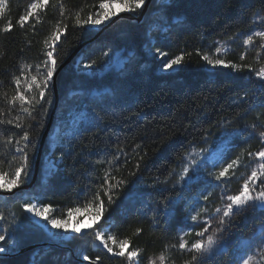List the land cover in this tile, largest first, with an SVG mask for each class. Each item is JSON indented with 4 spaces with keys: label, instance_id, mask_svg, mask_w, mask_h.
<instances>
[{
    "label": "trees",
    "instance_id": "1",
    "mask_svg": "<svg viewBox=\"0 0 264 264\" xmlns=\"http://www.w3.org/2000/svg\"><path fill=\"white\" fill-rule=\"evenodd\" d=\"M32 2L7 0L0 15V160L5 171H10L9 161L11 169L20 162L15 141L24 130L31 141L29 168L19 186L23 189L0 194V234L6 237L0 245L10 254L0 257V264H88L84 261L93 263L97 256L101 259L96 264H126L123 257L96 246L95 229L128 238V250L139 249L141 263L163 252L167 261L186 264L192 253L172 245H178L192 207L203 203L208 211L203 212L201 227L215 231L220 219L215 210L223 208L227 195L240 190L257 167L255 154L264 148V82L255 79L250 62L231 57L233 63L252 67L209 70L203 56L213 54L217 40L250 32L253 14L264 16V0H146L141 9L128 12L132 19L119 17L96 30L75 25V14L86 19L99 11L101 0H59L63 15L57 0H49L37 12L39 22L31 17L21 28L17 21ZM9 21L12 30L2 31ZM60 21L67 29L56 42V70L74 56L56 73L55 87L52 78L45 99L28 117L19 102L10 103L17 87L13 78L20 77L22 89L26 78L43 79L51 35ZM114 56L122 60L119 66H110ZM176 56L183 57L177 70L162 73L164 62ZM56 126L57 140L50 145ZM8 139L11 144L5 143ZM219 151L220 158L240 159L217 180L209 161ZM45 159L53 167L46 166ZM185 166L191 180L185 177L177 183ZM106 174L111 177L107 182ZM119 181L123 183L109 192V204L105 189ZM97 194L107 210L92 229L61 242L64 248L46 244L27 250L58 242L23 205H50L52 216L65 219L69 209H83ZM169 198L171 203H166ZM215 219L217 224L212 223ZM209 220L210 226L205 223ZM261 221L262 212L255 208L225 218L220 227L230 235L217 240L198 264H234L236 248L229 241L251 236ZM137 228L142 229L139 234Z\"/></svg>",
    "mask_w": 264,
    "mask_h": 264
},
{
    "label": "snow or ice",
    "instance_id": "2",
    "mask_svg": "<svg viewBox=\"0 0 264 264\" xmlns=\"http://www.w3.org/2000/svg\"><path fill=\"white\" fill-rule=\"evenodd\" d=\"M60 12L61 15L64 14V5L59 2ZM7 0H0V15H3L4 9L6 6ZM146 3V0H101L99 3V11L95 12L94 14L90 13L86 19H81L80 12L75 14V25H91L97 26L102 24L103 22L111 19L112 17L118 15L119 12H134L141 9ZM49 4V0H33L32 3L29 4L25 14L19 17L17 23L21 28H24L28 22L29 18L35 17L36 22H39V17L37 16L38 10L46 7ZM117 5L119 6L117 8ZM259 15L258 13L253 14V19ZM264 19V17H261ZM34 26V25H33ZM13 28L12 23L9 21L3 28L2 31L10 32ZM67 25L63 24L62 21L58 22L56 25V30L51 35V43L49 44V48L51 49L46 53L48 60L45 63V71L43 73V79H38V76L33 75L29 78L25 79L24 87L21 88V80L19 76L14 77V83L17 85L13 96L11 97L10 103L15 105L16 102H19L21 110L27 114L28 117L32 116L33 110H35L36 106L40 104V102L45 99V89L48 87L49 82L53 78V74L56 71L57 67V59L53 57V54L56 52V42L60 40L61 35L66 31ZM255 37L260 38L261 41H264V31H258L253 34ZM253 35H248L244 40V45H252L253 44ZM45 43H48L46 40ZM261 48H264V43L260 44ZM220 49H217L219 52ZM157 52L164 56L165 53L160 52L157 49ZM107 55V53H105ZM203 59L207 61L209 65L213 66H223L227 68H231L236 71H242L244 68H251V65L246 64H237L231 61H225L220 58L212 59L208 55H204ZM241 60L245 59V55L242 54L240 57ZM183 60L182 56H176L172 59L167 60L163 67L165 69H170L173 66H179ZM50 62V63H49ZM24 68H28L31 66H23ZM23 72V68H22ZM37 72H39V68L37 66ZM255 74L258 79L264 82V66L255 70ZM264 87V83L261 85ZM25 93H29V95H25ZM27 105V107H25ZM16 127L20 128L21 123H19V117H17ZM7 123H12L11 120L7 121ZM28 127H31L29 125ZM260 138L264 141V131L260 133ZM23 142V143H22ZM30 134L27 130L23 131V134L20 140H16L15 143L17 145V151L21 153L20 162L14 169H11V161H9L10 171H5L2 167L4 161L0 160V189L11 192L13 189L18 188L23 182L24 177L27 175V170L29 168V156L27 154L28 144L30 143ZM7 144H11L12 140L8 139L5 141ZM139 147V146H137ZM248 155H252V153H248ZM258 158L257 167L252 169L249 176L244 179V182L240 188V190L236 194L227 195L226 203L224 204L223 208H217L215 211L217 214H220V219L218 221V225L212 235H208L207 239L205 240L203 237L209 231L208 227H204L201 231L196 232L195 235L200 237L199 239H195L191 242L189 246V242L184 238L188 236L189 233L185 232L183 236L179 238L178 245H172V247H178L180 250H187L192 253L191 259L186 261V264H193V262L200 261L201 257L205 253H207L212 246L216 243L215 233L221 232L223 229L220 225L225 223V218H229L235 215L239 211H244L245 209L251 208H260L264 210V148L259 150L255 154ZM15 157H13V160ZM239 157L236 160H233L231 163H228L226 167H223L218 173L215 174L216 179L219 180L222 177H225L226 174L229 172L230 169L233 168L239 161ZM185 177L189 176V167L185 166L180 176L177 180V183L183 181ZM107 174L105 176V182L110 179ZM259 180V186L256 185V181ZM123 183V181L117 182L116 185H108V188L105 189L104 194L108 197V203L111 204L113 202L112 196L109 194L111 188L118 187L119 184ZM210 195V194H209ZM208 196H204V200H208ZM166 203H171V198H169ZM23 208L26 212L31 213L34 217H40L43 220H46L53 228L57 229H65L68 230L70 221L74 214H79L81 211L84 213L94 216L95 221H99L103 213L107 210L104 201L100 198L99 194H97L93 198V202L90 204H86L83 209L76 207L71 208L67 211V217L65 219H60L55 216H52L54 209L50 205L46 206H39L36 204H25ZM206 208L200 209L196 215L191 216V220L197 221L198 217L200 216L201 212H207ZM0 219H3V214H0ZM79 223V221H77ZM206 224L210 226L211 220L206 221ZM86 227L91 228L92 225H87ZM71 231L79 232L81 231L79 228H72ZM142 229L137 228L136 234H139ZM93 238L95 241H99L105 249L109 253H112L115 256L123 257L130 264H134L135 260L139 256V249L127 250L126 245L130 244V240L128 238L118 239L116 236L111 234H106L103 229H95L92 233ZM6 237L3 234H0V242L5 241ZM114 247L118 250L114 251ZM6 251L5 247L0 245V252ZM87 259V256H85ZM101 258L99 256L96 257V261H99ZM166 255L162 252L155 260H152L150 264H166L167 261ZM250 259H244L242 264H250ZM96 261L93 264H96ZM264 264V262H262Z\"/></svg>",
    "mask_w": 264,
    "mask_h": 264
},
{
    "label": "rangeland",
    "instance_id": "3",
    "mask_svg": "<svg viewBox=\"0 0 264 264\" xmlns=\"http://www.w3.org/2000/svg\"><path fill=\"white\" fill-rule=\"evenodd\" d=\"M118 7L119 6L117 5V8ZM125 12L127 13L128 11H125ZM119 13H122V12H119ZM258 14L259 15H257L255 17V19H253V17L251 19V26H250L251 30H250V32H246V31L238 32L236 35H234L233 37H231L229 39L217 40L214 52L209 57L212 59L220 58V59H223L225 61H231V57H234L239 61L250 62L251 65L253 66L251 70H252V73H253L255 79L260 81L255 74V70H258L259 67L264 66V48L260 47V44L264 43V41H261L260 38L255 37L253 34L255 32H258V31H264V19H261V17H264V16L261 15L260 13H258ZM109 20H107L105 22H108ZM105 22H103V23H105ZM100 25H97V26L89 25V28L92 30H96V29H98V27ZM248 35H253V44L252 45H244L243 44V40ZM217 49H220V51L217 52ZM242 54L245 55L244 60L240 59ZM121 62H122V60H120V59L116 58V56H114L111 59L110 66H119L121 64ZM205 63H206V66L208 67L209 70H213L215 68H227V67H223V66H219V65H217V66L209 65L207 63V61H205ZM177 68H178V66H173L170 69H165L162 66L161 72L162 73H171V72L176 71ZM57 129H58V127L56 126L54 128L53 134L49 138L50 145L54 144L57 140V137H56ZM233 159L234 158H232V157H225V156L220 158V151H219V155H214L210 161L208 160L209 163L213 165L214 176L223 167H226L228 163H231L233 161ZM45 160H46V166L53 167V165L50 163V161L48 159H45ZM230 170L227 174L230 173ZM215 178H216V176H215ZM202 208H203V203H197L196 205H194L192 207V209L190 210L189 219H188L185 227L179 231L178 243H179V238L181 236H183L185 232L189 233L188 236L184 237L189 242V246H190L191 242H193L195 239L200 238V237H197L195 235V233L201 231V229L204 228L203 226L201 227L203 212H201L197 221L191 220V216L196 215V213ZM249 208H251V207H249ZM255 209H258L262 212L263 221H261L258 225H255L253 234L251 236L241 237L239 239L234 238V239H231L229 241V244L236 248L235 252H234L235 253L234 264H242V261L244 259H249L250 257H251L250 264H260V262H261V256L264 253V210H262L258 207ZM28 215L38 226H40L43 229V231L46 233V235L51 240L58 242V245H61V246H63V245L60 243L61 242L64 243V242L68 241L72 235H74V234H80L81 235V234L89 231L90 229H92L93 226L99 222V221L98 222L95 221L94 216H90V215L84 213L83 211H81V213L73 215V217L70 221L68 230H65L62 228L61 229L53 228L46 220H43L40 217H34L31 213H28ZM77 221H79V223H77ZM217 221L218 220L215 219L214 221H212V223L217 224ZM87 225H92V227L91 228L86 227ZM72 228H79L81 231L73 232V231H71ZM213 233H214V230H213V227H211L210 231L207 234H205V236L203 238L206 240L207 236L212 235ZM226 235L229 236L230 233L226 234L225 230H223L221 232H216L215 233L216 242H217V240L222 241L224 236H226ZM228 239H229V237H228ZM96 246L104 248L103 245L99 241H96ZM125 247L128 250L127 246H125ZM177 250L188 252L187 250H180L178 247H177ZM3 253H7V252H3ZM155 259H156V257L153 258L152 260H155ZM78 260H80L82 262L84 261L83 259H78ZM152 260H150L146 264H150V262ZM125 261H126V264H130V262L127 261L126 259H125ZM84 262H86V261H84ZM134 264H144V263H141L137 258L135 260ZM157 264H159L158 261H157ZM166 264H173V263L171 261H166Z\"/></svg>",
    "mask_w": 264,
    "mask_h": 264
},
{
    "label": "water",
    "instance_id": "4",
    "mask_svg": "<svg viewBox=\"0 0 264 264\" xmlns=\"http://www.w3.org/2000/svg\"><path fill=\"white\" fill-rule=\"evenodd\" d=\"M119 17H127V18H129V19H132L131 15H130L128 12H127V13H126V12H122V13H119L118 15L112 17V18L106 23V25H109V24L112 23L115 19H117V18H119ZM140 17H141V16H140ZM140 17H139V18H140ZM139 18H138V19H139ZM106 25H105V26H106ZM105 26H104V27H105ZM73 56H74V54H73L70 58H68V60L56 70V72H55V74H54V76H53V87H55V86H54V79H55V75H56V73H57V72H58L63 66H65V65L70 61V59H71ZM55 104H56V102H55ZM50 118H52V115H51ZM50 123H51V119L49 120V123H48L46 129L44 130L43 135L41 136V140H40V144H39V149H38V153H37V157H36V161H35V168H34V174H33L32 182H34V180H35V178H36V175H37V171H38V163H39V155H40V149H41V146H42V144H43V141H44L45 138H46V135H47V133H48V130H49V128H50ZM19 189H23V188H22V187H18V188L14 189V190L11 191V192H0V194H2V195H9V194H12V193H14L16 190H19ZM46 244H48V245H53V246L58 247V248H64L63 246L58 245V244L41 243V244H35V245H32V246H29V247L27 248V250H33V249L41 248V247H43V246L46 245ZM14 254H15V253H14ZM7 256H10V254L3 253V252L0 253V257H7ZM86 263H88V264H93V263H91V262H89V261H86Z\"/></svg>",
    "mask_w": 264,
    "mask_h": 264
}]
</instances>
